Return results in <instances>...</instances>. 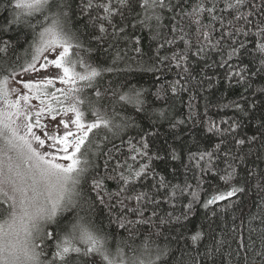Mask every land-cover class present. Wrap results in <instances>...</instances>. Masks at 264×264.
I'll return each mask as SVG.
<instances>
[{
    "label": "snow or ice",
    "instance_id": "obj_1",
    "mask_svg": "<svg viewBox=\"0 0 264 264\" xmlns=\"http://www.w3.org/2000/svg\"><path fill=\"white\" fill-rule=\"evenodd\" d=\"M77 16L91 21L90 33L73 26ZM129 29L161 41L146 70L176 69L179 79L155 91L132 83L127 61L144 52L139 37L127 46ZM166 44L170 57L160 51ZM101 50L105 58L97 59ZM210 53L220 56L216 66L226 69L225 79L264 97V0H0V264H215L226 241L210 232L205 245L201 227L184 248L173 249L168 233L185 226L194 204L216 218L217 205L230 202L219 209L228 211L253 187L256 198L225 234L237 241L236 264H264V173L239 174L236 161L244 157L228 146L229 137L236 147L246 143L233 136L239 125L209 123L219 142L193 156L194 184L183 185L156 173L152 162L161 159L160 150L142 127L143 121L153 128L185 123L164 105L195 79L189 59L207 62ZM172 158L178 159L174 148ZM205 177L216 181L214 189ZM145 180L154 192L125 197L127 204L120 199ZM109 181L116 193L108 191ZM105 197L110 212L117 203L120 209L107 226L97 225L90 217ZM181 198L188 200L185 211L174 216ZM165 205L173 211H162ZM221 264L231 261L222 257Z\"/></svg>",
    "mask_w": 264,
    "mask_h": 264
},
{
    "label": "trees",
    "instance_id": "obj_2",
    "mask_svg": "<svg viewBox=\"0 0 264 264\" xmlns=\"http://www.w3.org/2000/svg\"><path fill=\"white\" fill-rule=\"evenodd\" d=\"M85 23L89 25L88 29H85ZM167 23V20H165ZM73 26L78 28L81 33L91 32V21L85 20L83 23L80 22V17L77 16L73 20ZM130 36L128 38L127 46L131 47V41L136 37H139L142 41V49L144 55L142 57H136L127 61L130 64L132 71L127 73L128 79L132 83H136L139 87H144L155 91L157 87L163 85L168 87L174 81L179 79L178 70L165 68L163 73L158 71H147L146 69L153 67L155 62V55L157 45L161 41H154L151 34L146 30H135L129 29ZM164 35L168 34V29L165 27L162 29ZM9 35H13L9 33ZM218 35V34H217ZM7 38V37H5ZM194 39V38H193ZM24 36H20V42L23 43ZM122 44L124 42H121ZM25 47L27 45H24ZM176 47V50H179ZM163 55L171 56L172 49L166 44L164 49L160 50ZM23 49H19L17 55H22ZM97 59H104L105 53L103 50L95 52L93 54ZM130 55H134L130 53ZM220 56L215 53L209 54L207 62L200 60L197 62L196 58L192 57L189 59L188 66L192 75L195 77L194 80L188 85V91L178 92L177 95L173 96L164 107L174 120H183L184 124L173 128L167 121H161L158 125L153 128L150 121H143L142 127L145 133H152L155 139L154 150L158 148L160 150L159 155L161 159L153 161V165L156 173L167 177L171 184L183 185L185 180L193 183L191 179L195 168L193 156H199L201 152L211 151L216 143L219 142L220 134L215 132H209V123L215 122L216 125L221 128H227L228 125L224 124L223 121L229 123L235 121L239 127L233 134L236 138H243L246 143L243 146L236 147L234 140L229 137L228 146L233 148L234 152L244 157V162L236 161L239 165L238 172L241 176L245 175L247 170H252L259 175L264 173V97L249 96L248 93L244 92L241 85L236 84L234 81L229 82L225 79V68H219L216 64L220 61ZM215 62V63H214ZM212 64V67H206L205 65ZM156 67H161L156 65ZM184 75V73H180ZM207 77V79L205 78ZM109 78H105V84ZM243 93V98L241 96ZM172 94L169 93V96ZM246 98V99H245ZM235 103L241 105V109L234 107ZM253 104L255 106H253ZM246 109V110H245ZM139 131V129H137ZM132 136L136 135L135 131L129 130ZM256 137L254 142H247L251 137ZM119 143V141H117ZM175 149L178 159L172 158V149ZM191 161V163H190ZM143 162V161H141ZM131 163V161H130ZM188 166L186 168L185 166ZM208 181V178L205 177ZM152 181L145 180L143 183L137 185L135 191L124 193L120 199L125 197H134L141 191H152L155 189H149L148 185ZM213 186H216V181H208ZM255 185V179L252 180ZM223 187V185H221ZM108 191L116 193L117 185L114 181H109L107 184ZM254 187L247 195H243L239 198V202L236 207L231 208L228 211H219L220 208L226 206L224 202L217 205L218 216L216 218L211 217V208L205 210L200 204H194L191 210L188 221H182L185 225H174V231L169 232L168 235L171 237V247L184 248L185 240L188 238L191 232L201 229L206 234L204 241L205 245H210V235L215 234L218 240H224L226 243L222 249V254H218L214 257L215 264H221V258L225 261H231V264H236L237 257L235 251L237 249V241L232 238L231 235H226V225H231L233 217H236V224H239V216L241 215V209L244 211L248 210L254 196ZM85 195L95 197V192L85 191ZM203 195V193H202ZM188 200L181 198L180 202L177 203L174 210V216H180L185 211V204ZM234 202V201H233ZM109 199L105 197L103 204L97 201L96 207L91 220L97 225L103 221V225H108V218L111 215L115 219L116 212L120 209V205L117 203L116 209L111 212L109 210ZM128 200L125 199V204ZM162 211H173L167 205L164 206ZM214 219L215 223L212 224L209 229L210 220ZM219 225V227H217ZM112 230L117 229V225L113 223L111 225ZM123 233V229H119ZM126 235V233H125ZM243 235L247 242L248 231L244 230ZM158 243L161 247L164 246L167 241L163 237L159 238ZM203 251V248L200 249ZM195 254V253H193ZM231 254V255H230ZM243 253H241V256ZM207 264H212V260H208Z\"/></svg>",
    "mask_w": 264,
    "mask_h": 264
}]
</instances>
